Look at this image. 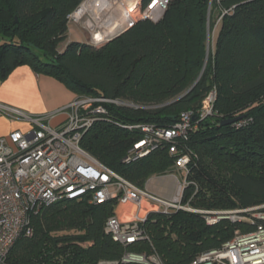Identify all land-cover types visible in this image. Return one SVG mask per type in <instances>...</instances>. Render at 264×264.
Masks as SVG:
<instances>
[{
    "label": "trees",
    "instance_id": "obj_1",
    "mask_svg": "<svg viewBox=\"0 0 264 264\" xmlns=\"http://www.w3.org/2000/svg\"><path fill=\"white\" fill-rule=\"evenodd\" d=\"M83 1L0 0V78L28 66L76 97L131 104L105 105L106 115L79 145L139 188L172 171L174 159L161 148L122 163L142 134L121 126L172 127L181 114L196 113L214 89V114L197 121L180 146L191 154L182 205L196 211L264 205V0H170L156 22L139 20L100 47L71 41L61 50L68 16ZM113 208L114 201L96 206L86 200L43 208L31 218V237L15 243L7 264L117 262L124 248L104 231ZM142 227L147 239L127 250L153 251L162 264H189L236 231L255 228L225 219L207 224L203 214L184 210L152 212Z\"/></svg>",
    "mask_w": 264,
    "mask_h": 264
},
{
    "label": "built area",
    "instance_id": "obj_2",
    "mask_svg": "<svg viewBox=\"0 0 264 264\" xmlns=\"http://www.w3.org/2000/svg\"><path fill=\"white\" fill-rule=\"evenodd\" d=\"M132 1L130 22L104 42H96V36L86 28L94 46L105 44L139 20H160L170 3V0ZM215 99L213 89L196 113L181 114L178 122L169 128L148 124L121 126L142 134V139L125 153L122 163H133L161 148H166L174 159L172 171L182 175V182L175 173L172 174L178 186L168 198L137 187L79 145L84 133L106 115L105 105L131 107V104L105 98L76 97L59 109L65 120L57 127L49 125V116H31L0 104V117L30 125L24 131L0 137V264H7L9 252L21 237H31V218L43 208L63 200H86L96 206L114 201L113 214L106 219L104 231L114 243L124 248V252L117 262L99 264H162L153 251L144 254L127 250L147 239L142 224L152 212H197L204 215L207 224L228 219V213L196 211L182 205L183 191L189 185L191 154L180 146H184L197 121L214 114ZM258 208L239 211L252 213L246 221L254 225L253 231L245 234L236 231L231 240L217 249L201 253L189 264H264V212H257Z\"/></svg>",
    "mask_w": 264,
    "mask_h": 264
},
{
    "label": "crops",
    "instance_id": "obj_3",
    "mask_svg": "<svg viewBox=\"0 0 264 264\" xmlns=\"http://www.w3.org/2000/svg\"><path fill=\"white\" fill-rule=\"evenodd\" d=\"M75 98L76 95L61 83L35 74L28 66L17 67L6 79L0 78V104L31 116H49L48 123L51 127H57L65 120V115L59 109ZM29 127L28 123L0 117V137ZM172 174L174 171L165 175H153L146 180L144 188L157 196L168 198L175 185Z\"/></svg>",
    "mask_w": 264,
    "mask_h": 264
},
{
    "label": "rangeland",
    "instance_id": "obj_4",
    "mask_svg": "<svg viewBox=\"0 0 264 264\" xmlns=\"http://www.w3.org/2000/svg\"><path fill=\"white\" fill-rule=\"evenodd\" d=\"M87 0H84L76 9L74 12H72L69 16H68V32L66 34V40L61 44V47L60 49L62 50L64 48V46L66 45V43L68 42H71V41H75V42H79V43H85V44H88V45H93L89 39V36H88V32L86 31V27L84 25V21L86 18H83V15L87 12L94 20V23L96 24H99V26H101V24L104 22L102 19L105 17V15L103 16L100 15L98 17L97 14H94L93 10L94 8H92V4L88 6L86 12L82 13V17L80 20L78 21H73V15L77 13V11H79V9L83 6V3H85ZM110 4H114L115 2L114 1H110L109 2ZM134 5H133V2L131 3V5L129 6V9H130V12L132 11ZM127 15H125L122 20L120 22H117V24L113 27V30H111L110 32H108V36H112L116 33V31L119 29V28H123L125 27L129 22H130V17H131V14H129V18H126ZM90 23V22H89ZM216 27V26H215ZM214 27L211 35H210V40H209V45L211 46L212 45V41L213 39L215 38L216 36V28ZM101 45L103 44H99V45H96L93 47H100ZM178 181L179 182H182V175L179 173V172H174ZM167 179V177H166ZM169 181H172V180H169ZM175 181V180H174ZM177 186H178V183L175 181V185H174V188L172 189L171 191V195L174 193V191L177 189ZM264 208V205L262 206H259L258 211H262V209ZM240 210H232V211H206V212H211V213H216V212H224V213H228L226 215V217H228V220L230 223H235V222H243V223H248L246 221V219H249L252 217V213L250 212H247L246 214H242L239 212ZM256 213V212H254ZM253 213V214H254ZM249 215V216H248ZM251 215V216H250ZM210 216H215V215H210Z\"/></svg>",
    "mask_w": 264,
    "mask_h": 264
},
{
    "label": "bare ground",
    "instance_id": "obj_5",
    "mask_svg": "<svg viewBox=\"0 0 264 264\" xmlns=\"http://www.w3.org/2000/svg\"><path fill=\"white\" fill-rule=\"evenodd\" d=\"M111 0H88L83 4V6L74 14L72 17L73 21H78L81 19L82 13L86 12L89 5L92 4V8H94V14H103L105 17L102 19L104 22L99 26V24L94 23V20L91 19L92 17L86 12L83 15V18H86L84 21L85 27L92 31L93 34L96 36L95 41L102 43L108 38V32L113 30V27L120 22L122 18L126 16L129 18L130 9L129 6L133 2L132 0H112L115 3L112 5L110 4ZM90 22V23H89Z\"/></svg>",
    "mask_w": 264,
    "mask_h": 264
},
{
    "label": "water",
    "instance_id": "obj_6",
    "mask_svg": "<svg viewBox=\"0 0 264 264\" xmlns=\"http://www.w3.org/2000/svg\"><path fill=\"white\" fill-rule=\"evenodd\" d=\"M131 26H132V25H131ZM131 26H129L127 29H129ZM127 29H126V30H127ZM126 30H125V31H126ZM125 31H124V32H125ZM122 33H123V32H121V33L115 35L113 38L119 36V35L122 34ZM113 38H111L110 40H112ZM190 89H191V88H190ZM190 89H189V90H190ZM189 90H188V91H189ZM188 91H187V92H188ZM187 92H186V93H187ZM186 93H185V94H186ZM185 94H183L181 97H183ZM181 97H179V98H181ZM176 100H178V99H176ZM176 100H175V101H176ZM238 120H239V118H234V119H231V120H225V121H223L222 124H232V123H234V122H236V121H238Z\"/></svg>",
    "mask_w": 264,
    "mask_h": 264
}]
</instances>
